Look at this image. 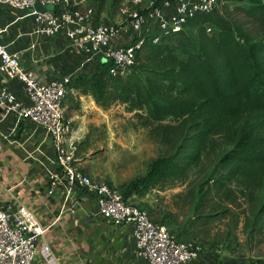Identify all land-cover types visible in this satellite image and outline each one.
<instances>
[{
  "label": "rangeland",
  "instance_id": "obj_1",
  "mask_svg": "<svg viewBox=\"0 0 264 264\" xmlns=\"http://www.w3.org/2000/svg\"><path fill=\"white\" fill-rule=\"evenodd\" d=\"M156 1L139 0L134 4L133 0H104L102 3L108 21L121 25L128 21L119 12L122 5L145 10ZM240 4L220 0L214 14L225 24H237L260 34L254 20L238 9ZM185 31L190 36L192 28L186 26ZM184 39L178 37L171 44L177 47L179 40ZM79 92L91 95L84 88ZM66 98L71 100L75 114L84 113L79 99L76 101L72 94ZM93 102L85 105L87 117L95 118L94 123L85 124L89 131L76 140L78 158L92 167L94 179L107 180L127 194L129 181L143 176L151 160L174 155L179 170L141 194L130 193L126 196L129 201L143 208L154 221L199 243L201 256L210 264L264 262V180L250 187L240 178L227 177L228 167L220 163V158L233 145L232 131L204 137L189 118L164 117L150 121L144 110H129L121 102L105 107L94 99ZM75 125L71 121V127Z\"/></svg>",
  "mask_w": 264,
  "mask_h": 264
},
{
  "label": "trees",
  "instance_id": "obj_2",
  "mask_svg": "<svg viewBox=\"0 0 264 264\" xmlns=\"http://www.w3.org/2000/svg\"><path fill=\"white\" fill-rule=\"evenodd\" d=\"M229 1L242 3L238 9L254 20L261 36L225 24L214 13L189 17L176 36L161 34L158 24L148 21L128 74L111 75L105 62L95 72L75 75L69 88L86 89L101 107L121 102L129 110H144L150 121L189 118L200 136L232 131L233 145L220 163L228 167V178L255 187L264 180V0ZM178 37L186 39L173 47ZM179 168L174 155L151 160L143 176L129 181L124 196L145 192Z\"/></svg>",
  "mask_w": 264,
  "mask_h": 264
},
{
  "label": "built area",
  "instance_id": "obj_3",
  "mask_svg": "<svg viewBox=\"0 0 264 264\" xmlns=\"http://www.w3.org/2000/svg\"><path fill=\"white\" fill-rule=\"evenodd\" d=\"M36 3L50 8L37 11ZM132 3L137 4L139 0ZM217 3L218 0H160L157 4L151 2L142 11L124 4L119 12L128 19L138 36L128 45H112L124 23L116 25L98 21L88 25L94 10L79 7L77 0H0V5L26 11L32 16L35 31L46 36L57 34L63 25H67L69 42L83 53L86 60L101 56L104 62H109V72L113 76L127 73L135 64L136 53L142 44L139 35L148 21H155L161 34L176 36L183 31L189 17L197 13H214ZM158 39L155 37L153 42ZM0 73L16 77L28 98L27 104H21L11 91L2 88L0 103L6 111H13L17 122L29 120L43 131L44 137L51 142L54 163L67 186L77 185L86 193L96 195L98 213L115 226L130 225L134 252L144 264H188L199 258L202 249L199 243L185 239L164 223L151 219L143 208L124 196V190L119 186L94 179L79 168L75 155L76 139L71 136V121L65 105L70 75L40 83L23 65L21 52L11 51L1 42ZM46 229L25 205L11 208L0 204V264H31L35 246Z\"/></svg>",
  "mask_w": 264,
  "mask_h": 264
},
{
  "label": "crops",
  "instance_id": "obj_4",
  "mask_svg": "<svg viewBox=\"0 0 264 264\" xmlns=\"http://www.w3.org/2000/svg\"><path fill=\"white\" fill-rule=\"evenodd\" d=\"M77 4L81 8H93L88 25L109 22L103 3L77 0ZM67 29L68 26L63 25L57 34L46 36L35 31L32 16L26 11L0 5V42L11 51L21 52L23 65L40 83L92 73L105 63L101 56L86 60L66 38ZM137 36L127 21L112 45H128ZM2 88L11 91L17 102L28 103L23 85L16 77L0 73V90ZM69 94L76 101L79 99L85 109L83 114H75L71 100L65 99L67 116L76 124L71 136L77 139L89 131L85 124L94 123L95 118L88 119L85 105L94 102L91 95L81 94L79 88L70 87ZM75 155L79 168L93 177L92 167L78 158L77 140ZM0 204L11 208L25 205L47 228L35 246L31 264H144L134 252L130 225L115 226L98 213L96 195L86 193L77 185L67 186L59 175L51 142L43 131L29 120L17 122L16 114L6 111L1 103ZM188 264L210 263L200 254L196 261Z\"/></svg>",
  "mask_w": 264,
  "mask_h": 264
},
{
  "label": "water",
  "instance_id": "obj_5",
  "mask_svg": "<svg viewBox=\"0 0 264 264\" xmlns=\"http://www.w3.org/2000/svg\"><path fill=\"white\" fill-rule=\"evenodd\" d=\"M34 7L37 11H40V12H44L46 9H48V6H43L39 3H36Z\"/></svg>",
  "mask_w": 264,
  "mask_h": 264
}]
</instances>
